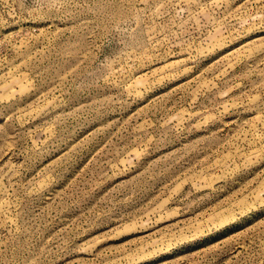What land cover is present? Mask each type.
Returning a JSON list of instances; mask_svg holds the SVG:
<instances>
[{
  "label": "rangeland",
  "instance_id": "1",
  "mask_svg": "<svg viewBox=\"0 0 264 264\" xmlns=\"http://www.w3.org/2000/svg\"><path fill=\"white\" fill-rule=\"evenodd\" d=\"M0 264H264V0H0Z\"/></svg>",
  "mask_w": 264,
  "mask_h": 264
}]
</instances>
